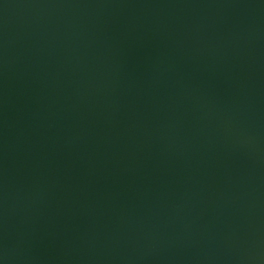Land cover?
<instances>
[{
  "label": "water",
  "instance_id": "1",
  "mask_svg": "<svg viewBox=\"0 0 264 264\" xmlns=\"http://www.w3.org/2000/svg\"><path fill=\"white\" fill-rule=\"evenodd\" d=\"M0 264H264V0H0Z\"/></svg>",
  "mask_w": 264,
  "mask_h": 264
}]
</instances>
